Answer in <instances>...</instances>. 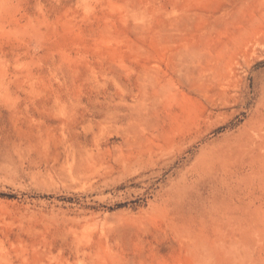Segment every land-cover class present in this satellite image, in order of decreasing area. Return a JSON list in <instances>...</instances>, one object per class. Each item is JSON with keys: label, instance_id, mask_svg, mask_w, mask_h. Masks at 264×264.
I'll list each match as a JSON object with an SVG mask.
<instances>
[{"label": "rangeland", "instance_id": "374dc122", "mask_svg": "<svg viewBox=\"0 0 264 264\" xmlns=\"http://www.w3.org/2000/svg\"><path fill=\"white\" fill-rule=\"evenodd\" d=\"M0 264H264V0H0Z\"/></svg>", "mask_w": 264, "mask_h": 264}]
</instances>
